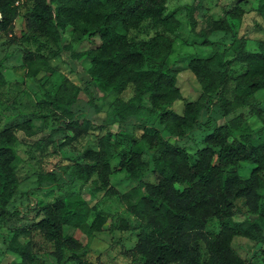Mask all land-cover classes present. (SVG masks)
I'll use <instances>...</instances> for the list:
<instances>
[{
    "label": "trees",
    "instance_id": "1",
    "mask_svg": "<svg viewBox=\"0 0 264 264\" xmlns=\"http://www.w3.org/2000/svg\"><path fill=\"white\" fill-rule=\"evenodd\" d=\"M17 1L0 0V33L12 37L14 21L25 4L31 5L25 29L56 49L71 51L69 46H60L63 35L68 29L74 33L82 28V34L92 45L76 58L90 59L87 74L91 82L105 95L115 98L111 119L118 124L126 123L130 117H140L143 111L141 106L118 98L128 86L133 88L134 99L149 104V114L165 106L157 116L161 129L152 127L150 132H144L126 155L110 151L116 134L108 132L99 139L98 149L85 150L84 163L74 166L76 182L82 186L90 183L92 193L103 191L105 196H116L110 177L125 173L133 178L142 166L144 147L163 148L162 154L148 163L147 171L156 182L146 184L144 191L136 187L121 196L127 213L140 222L132 250L139 263L253 264L238 256L232 241L236 237L253 240L264 233V208L259 193L264 189V120L255 109L254 100L255 93L264 90V42H257L256 49L248 51L244 37L235 40L232 60L217 55L192 58L187 70L194 75L200 94L178 114L172 108L181 100L176 86L178 72L166 59L181 23L174 14L164 15L167 0H24L16 6ZM247 1L251 0H244ZM195 9L191 8L188 16L193 34L197 28ZM256 11L264 22V0H258ZM244 13L241 2L236 3L223 10L218 20H207L205 30L196 37L202 39L203 47L212 45L207 34L220 32L236 37ZM145 28L154 35L137 38L136 34L143 33ZM22 54L27 65L37 58V54L28 51ZM234 64L240 67L235 75ZM8 83L0 69V84ZM36 83L42 87L41 82ZM81 93L79 87L64 79L51 102L65 120L64 131L72 135L66 137L69 140L86 135L92 127L90 119L76 109ZM87 103L95 112L101 110L92 100ZM246 108L262 119L260 129H250L239 116L220 124L210 117L214 110L224 119ZM15 129L30 135L31 123L26 121ZM196 131H201L203 147L193 153L170 141ZM163 132L168 134L167 138ZM16 141L13 128L0 131V217L8 215L6 208L18 187ZM243 163L253 166L247 179L238 174ZM56 181L53 173L39 177L40 183ZM236 201H242L248 213L257 219L235 221ZM92 209L78 196H64L40 208L41 219L31 229L52 244L55 264H69L86 252L72 236L64 234L65 227L85 236L114 231L113 222L106 217L97 216L89 224ZM214 221L218 223L216 232H207V225ZM120 229L128 228L121 224ZM9 250L20 257V262L13 264H32L30 243L21 245L14 237Z\"/></svg>",
    "mask_w": 264,
    "mask_h": 264
},
{
    "label": "rangeland",
    "instance_id": "2",
    "mask_svg": "<svg viewBox=\"0 0 264 264\" xmlns=\"http://www.w3.org/2000/svg\"><path fill=\"white\" fill-rule=\"evenodd\" d=\"M239 2L245 13L237 36L232 37L220 32L207 34L206 39L212 45L203 47L202 39L196 37V34L205 30L207 20H218L222 17L223 10L230 9ZM257 6L258 0L166 1L164 15L174 14L181 23L174 36L172 52L166 59V63L178 72L176 86L180 90L181 100L173 104L172 108L175 112L182 114L184 106L196 101L200 94V87L194 75L187 70V63L192 58H210L217 55L223 60H232L235 40L244 37L248 51H254L257 42H264V22L256 11ZM191 8H196L193 12V18L197 21L194 34L190 31L188 22ZM30 9L29 4L20 8L18 17L14 21L12 37L0 33V69L5 80L9 82L5 85L0 84V131L5 128L14 129L17 138L14 148L19 157L15 165L18 187L6 208L8 215L0 217V264L20 262V257L9 250V242L14 237L21 245L30 243L32 264H55L52 244L34 232L31 226L41 219L39 210L42 206L64 196L74 198L78 196L93 208L88 220L89 224L95 217L100 216L111 220L115 227L112 232L93 233L89 236L65 227L64 234L72 236L86 249L85 254H79L78 258L70 261L69 264H140L132 251L136 244L140 222L127 213V207L121 201V196L136 187L144 191L146 184L156 182L155 176L147 171L148 163L160 156L163 148L144 147L141 157L142 166L133 178L125 173H116L110 177L111 187L118 193L116 196H105L103 191L92 193L90 183L82 186L76 182L74 166L84 163L82 157L84 151L97 150L99 139L108 132L116 134V138L109 145L110 151L119 156L126 155L144 132H150L152 127L161 129L157 125V116L165 106L149 114L147 112L149 104L134 99L133 88L128 86L118 98L124 102H131L134 106H141L143 110L141 116L130 117L124 124H118L111 119L115 98L105 95L91 82L87 74L90 59L85 56L76 58L92 45V42L82 34V28L74 33L68 29L63 35L60 46H69L71 51L56 49L36 33L25 29V18ZM136 35L137 38L144 39L153 36L154 32L145 28L143 33ZM24 51L37 54L31 65L24 64L22 54ZM232 70L234 75L238 74L239 65L234 64ZM64 79L81 89L82 93L79 95L76 109L92 122L88 133L74 140L66 138L72 135L64 131L65 120L61 117L60 110L51 105ZM36 81L42 83L41 88ZM89 100H92L95 106L101 107V110L95 112L87 103ZM254 100L255 109L261 112V118L264 120V90L255 93ZM238 116L252 130H258L263 125L262 119L247 108L238 110L224 119L219 117L217 110H214L210 117L220 124ZM201 120L204 122L206 117ZM26 121L31 123L30 135L15 129L16 125ZM200 132L188 134L181 140L170 141L186 147L190 153H193L197 148L203 147ZM163 136L167 138L168 134L163 132ZM115 164L113 163L114 166ZM252 169L253 166L247 163L240 164L238 174L242 179H247ZM51 173L55 174L56 182L51 184L39 182L40 176ZM261 176L264 181V172ZM259 193L262 196L261 208H264V189ZM235 204L237 206L235 221H241L243 218L257 219V216L248 213L242 201H236ZM121 224L127 225L128 229L121 230ZM217 227L218 223L214 221L207 225L206 230L215 233ZM232 247L242 259L253 264H264L263 232L253 240L236 237L232 241Z\"/></svg>",
    "mask_w": 264,
    "mask_h": 264
},
{
    "label": "built area",
    "instance_id": "3",
    "mask_svg": "<svg viewBox=\"0 0 264 264\" xmlns=\"http://www.w3.org/2000/svg\"><path fill=\"white\" fill-rule=\"evenodd\" d=\"M24 0H18L17 2H16V6L17 5H19L20 3H22Z\"/></svg>",
    "mask_w": 264,
    "mask_h": 264
}]
</instances>
